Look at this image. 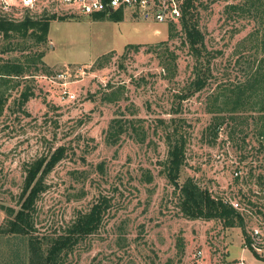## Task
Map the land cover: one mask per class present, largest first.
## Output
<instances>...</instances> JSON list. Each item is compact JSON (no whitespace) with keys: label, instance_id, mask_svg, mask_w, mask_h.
Masks as SVG:
<instances>
[{"label":"rangeland","instance_id":"obj_1","mask_svg":"<svg viewBox=\"0 0 264 264\" xmlns=\"http://www.w3.org/2000/svg\"><path fill=\"white\" fill-rule=\"evenodd\" d=\"M246 2L248 13L225 11ZM193 4L205 48L198 59L178 24L172 30L171 23L129 13L120 22L94 20L54 0H38L33 8L0 0V19L44 13L63 18L50 23L44 44L0 35V65L21 66L20 76L0 79V231L12 217L8 209L19 208L26 166L62 147L37 199L31 235L42 242L61 235L100 197L111 207L61 264L254 258L241 228L182 215L164 173L165 137L177 128L185 138L179 182L191 178L213 198L237 203L244 234L256 227L264 234V0ZM104 55L109 59L98 63ZM61 72L64 79L54 78ZM197 74L205 87L181 100L193 91L189 84ZM25 87L33 96L20 108ZM114 119L131 122L137 134L129 129L114 143L107 132ZM27 240L0 235V264H29Z\"/></svg>","mask_w":264,"mask_h":264},{"label":"trees","instance_id":"obj_2","mask_svg":"<svg viewBox=\"0 0 264 264\" xmlns=\"http://www.w3.org/2000/svg\"><path fill=\"white\" fill-rule=\"evenodd\" d=\"M253 5V4H252ZM193 8L194 4L190 0L186 3L182 11L181 19L178 23L180 29L184 34V40L193 55L198 59L205 52L203 44V35L197 27L196 22H193ZM236 10H248L247 2L244 6L241 5H228L226 6V13L234 12ZM123 14L113 12L109 14L97 13L93 14L94 20H101L109 18L114 22L122 21ZM63 18L58 17L56 14H43L39 17H30L26 14L18 20H10L7 17L0 19V35L4 38L19 37L28 39L32 37L37 44H44L47 40L49 25L51 22ZM175 24L171 23V29ZM173 30V29H172ZM170 33V37H171ZM126 48L138 51V45H127ZM42 56L41 54L39 55ZM109 55L102 56L98 61H107ZM21 66L16 63H4L0 65V79H5L10 76H20ZM206 85V80L200 77L199 74L195 76L189 84V89L192 92L188 94H181L180 99L185 100L187 97L193 95L195 92L201 91ZM251 85V84H250ZM33 96V92L29 87L19 95L18 105L22 108L27 101ZM5 100L0 95V115L3 111ZM264 108L261 109V112ZM174 121V120H173ZM158 122L164 123L160 119ZM129 129L136 133V128L133 127L129 121H121L114 119L108 126V136L113 139L115 143L121 134L127 132ZM137 134V133H136ZM167 145V158L165 162L164 173L173 186V189L178 197L179 210L182 215L189 219H217L223 222V225L228 228L239 227L243 231L244 246L250 250L254 257L258 260L264 261L251 247L250 236L244 234V220L241 213L233 208V206L222 199L213 198L207 191L201 190L199 186L191 178H186L183 182H179L181 169L184 165L185 154V138L175 131L166 134ZM141 142L143 137L139 138ZM64 153V148H57L48 159L40 158L31 162L25 169V176L23 180L22 189L18 197L19 208L17 211L8 209L9 215L12 217L7 220L5 227L0 231V235H15L27 237L28 251H29V264H61V256H66L73 251L74 247L82 240L93 234L101 225L104 216L110 209V201L106 197H100L88 210L83 214H78L75 220L64 230L61 235L51 238L48 241L35 238L31 235L33 232V215L35 205L40 194L44 191L45 178L53 170L55 165L60 161ZM148 181H151L150 178ZM45 244L46 248H42Z\"/></svg>","mask_w":264,"mask_h":264},{"label":"built area","instance_id":"obj_3","mask_svg":"<svg viewBox=\"0 0 264 264\" xmlns=\"http://www.w3.org/2000/svg\"><path fill=\"white\" fill-rule=\"evenodd\" d=\"M24 7L32 8L38 0H21ZM60 6L71 13L83 16H93V14H109V9L113 12L120 11L139 16L142 19H150L156 23L178 24L182 11L186 3L190 0H54ZM194 2V0H191ZM64 73V72H63ZM63 73H58L54 78L64 79ZM237 176V173H235ZM233 208L239 210L238 204L229 202ZM264 234L259 227L253 229L250 234V247L256 253L263 252ZM230 264H245L244 260H238Z\"/></svg>","mask_w":264,"mask_h":264},{"label":"crops","instance_id":"obj_4","mask_svg":"<svg viewBox=\"0 0 264 264\" xmlns=\"http://www.w3.org/2000/svg\"><path fill=\"white\" fill-rule=\"evenodd\" d=\"M263 253V252H262ZM261 258H264V254L260 256ZM242 258L243 260H245V255L240 254V256H238L236 259ZM245 264H264V261L262 260H258L255 257L252 258L251 260H245L244 261Z\"/></svg>","mask_w":264,"mask_h":264},{"label":"water","instance_id":"obj_5","mask_svg":"<svg viewBox=\"0 0 264 264\" xmlns=\"http://www.w3.org/2000/svg\"><path fill=\"white\" fill-rule=\"evenodd\" d=\"M109 13H112V9H109Z\"/></svg>","mask_w":264,"mask_h":264}]
</instances>
